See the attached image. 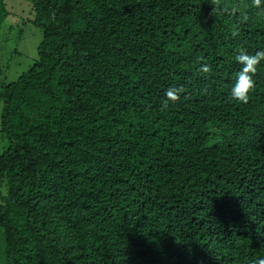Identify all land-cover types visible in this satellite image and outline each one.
Masks as SVG:
<instances>
[{
    "label": "trees",
    "instance_id": "trees-1",
    "mask_svg": "<svg viewBox=\"0 0 264 264\" xmlns=\"http://www.w3.org/2000/svg\"><path fill=\"white\" fill-rule=\"evenodd\" d=\"M14 1L0 0V35L33 26L38 45L0 79V264L264 257V61L248 102L230 97L240 50H264V11Z\"/></svg>",
    "mask_w": 264,
    "mask_h": 264
},
{
    "label": "rangeland",
    "instance_id": "rangeland-1",
    "mask_svg": "<svg viewBox=\"0 0 264 264\" xmlns=\"http://www.w3.org/2000/svg\"><path fill=\"white\" fill-rule=\"evenodd\" d=\"M11 1L15 4L14 0ZM26 8L29 9V6H26ZM20 27L14 26V30L9 37L4 38L2 33L0 35V68H3L0 79L1 77L5 78L6 82L16 79L20 73L33 64L36 58L37 30L35 27L28 25L21 36H18L19 31H21ZM7 146V140L0 135V153Z\"/></svg>",
    "mask_w": 264,
    "mask_h": 264
},
{
    "label": "clouds",
    "instance_id": "clouds-1",
    "mask_svg": "<svg viewBox=\"0 0 264 264\" xmlns=\"http://www.w3.org/2000/svg\"><path fill=\"white\" fill-rule=\"evenodd\" d=\"M252 6L264 11V0H251ZM236 62L241 65L235 76V82L230 89V97L232 100L242 103H247L251 91L255 88L254 76L258 70V65L264 61V50H258L254 54L240 50L235 57ZM208 72L209 68L204 66L202 69ZM182 89L179 87H170L166 90L165 96L167 102H176L181 98ZM261 247H264L262 244ZM252 264H264V257L257 258L252 261Z\"/></svg>",
    "mask_w": 264,
    "mask_h": 264
}]
</instances>
